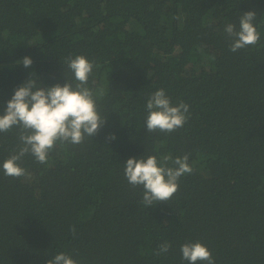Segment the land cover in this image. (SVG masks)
Masks as SVG:
<instances>
[{
    "label": "trees",
    "instance_id": "obj_1",
    "mask_svg": "<svg viewBox=\"0 0 264 264\" xmlns=\"http://www.w3.org/2000/svg\"><path fill=\"white\" fill-rule=\"evenodd\" d=\"M248 11L260 40L234 53L224 29ZM76 55L94 65L86 86L106 122L78 145L57 142L45 163L25 155L24 176L0 167V264L60 253L77 264H189L180 248L194 242L215 264H264V0H0V114L30 75L75 87L65 61ZM24 57L28 68L16 63ZM160 89L189 106L171 133L145 127ZM20 147L17 128L0 133V165ZM185 154L193 171L145 207L126 161Z\"/></svg>",
    "mask_w": 264,
    "mask_h": 264
},
{
    "label": "clouds",
    "instance_id": "obj_2",
    "mask_svg": "<svg viewBox=\"0 0 264 264\" xmlns=\"http://www.w3.org/2000/svg\"><path fill=\"white\" fill-rule=\"evenodd\" d=\"M256 16L254 11L243 13L239 18L238 30L233 24L226 25L224 31L231 40L232 52L256 45L260 40V33L253 23ZM16 63L28 68L33 61L30 57H24ZM65 63L77 81L75 87L68 80L63 86L55 84L42 87L30 75L28 80L14 90L4 113L0 114V133L15 127L19 130L21 143L18 152L0 165L5 176L18 178L26 175L19 164L25 155H31L38 162L45 163L57 142L78 145L85 136H95L106 122L98 114L93 92L86 86L93 63L83 55L68 57ZM146 111L147 132L171 133L183 127L189 106L184 102L173 106L165 90L160 89L149 97ZM109 139H115V136H110ZM169 161L173 166H168ZM188 161L187 154L175 159L164 156L159 161L155 156L130 158L124 164V175L133 187H142V203L150 208L156 202H167L177 192L179 178L193 171ZM170 248L171 244L167 242L159 245L157 255L167 253ZM180 251L182 259L189 264H215L211 252L200 242L185 243ZM47 264L77 262L71 256L60 253L48 260Z\"/></svg>",
    "mask_w": 264,
    "mask_h": 264
}]
</instances>
